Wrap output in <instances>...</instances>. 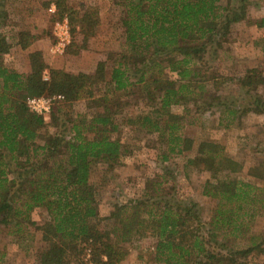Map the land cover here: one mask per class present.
<instances>
[{"label": "trees", "instance_id": "obj_1", "mask_svg": "<svg viewBox=\"0 0 264 264\" xmlns=\"http://www.w3.org/2000/svg\"><path fill=\"white\" fill-rule=\"evenodd\" d=\"M119 1L124 7L126 49L110 67L107 60H100L91 73L50 68L39 50L29 53L28 73L11 69L3 63L11 44L0 31V229L27 245L29 227L40 230L45 246L36 251V264H121L128 255L125 244L144 238L156 239L152 252L156 264H250L254 256L264 257V234L251 226L264 210V190L249 179L233 177L243 165L214 141L200 142L189 159L211 174L203 194L216 200V207L207 230L195 205L166 197L170 192L163 176L147 180L142 198L117 203L108 215H101L92 166L102 162L112 170L126 151L117 137L121 100L137 95L147 102L146 110L130 115L129 125L157 133L167 145L163 160L191 151L193 140L180 133L183 115L174 113L172 106L193 104L194 108L185 107L189 113L214 106L203 100L210 99L205 96L207 55L218 53L235 23L248 20L250 4V0H227L225 5L222 0ZM50 2L57 18L69 21L76 44L72 52L87 49L100 24L97 8L81 11L68 0L48 1L47 6ZM5 19L0 0V26ZM255 24L264 27V17ZM75 34L82 36L78 43ZM35 39L22 31L17 43L27 49ZM168 72L177 78L170 79ZM235 84L246 94L253 89L251 105L264 113L260 93L264 68L248 69ZM102 85L105 90L98 93ZM56 94L64 99L54 105L48 122L26 103L28 97ZM82 99L94 104L91 113L64 112ZM218 104L225 107L230 124L237 111ZM248 175L263 179L264 167H251ZM37 208L47 213L41 225L32 220ZM229 239L244 242L236 245ZM4 256L0 249V264Z\"/></svg>", "mask_w": 264, "mask_h": 264}, {"label": "rangeland", "instance_id": "obj_2", "mask_svg": "<svg viewBox=\"0 0 264 264\" xmlns=\"http://www.w3.org/2000/svg\"><path fill=\"white\" fill-rule=\"evenodd\" d=\"M48 1L53 0H4L6 19L0 26V31L11 44L10 52L3 57L5 66L20 73H26L30 67L29 49L17 46L18 34L22 31H29L36 36L32 45L42 49L45 62L50 68L70 73H91L100 60H107L110 67L118 54L126 49L122 24L124 7L119 0H68L69 5L81 11L88 6L97 8L100 24L96 35L90 37L87 49L73 53L76 44L71 40L64 54H51L49 49L54 41L53 24L61 19L57 18L55 11L49 10ZM226 2L227 0L221 1L222 5ZM248 16V20L232 26L229 39L215 56L211 55L212 52L207 55L204 71L208 86L205 96L210 99L203 97V100L211 101L214 106L201 112L191 109L190 113L185 112V107L194 108L193 104L172 106L174 113L183 115L180 133L193 140L194 148L191 151L163 160L161 156L167 150V145L160 141L157 133H148L129 125L130 115L146 110L147 102L137 95L121 100L125 104L116 114V122L120 124L117 137L121 139L126 151L120 164L115 165L112 170L108 169L110 165L107 163L98 162L92 166L91 181L97 192L102 216L108 215L117 203L142 198L147 180L163 176L166 178L164 188L170 192L166 197L195 205L204 222V229L207 230V222L216 207V200L203 194L204 185L211 174L189 163V159L196 155L200 142L205 140L221 144L228 156L243 165L241 173L234 174L233 177L249 179L264 190V178L255 179L248 175L251 167H264V113L256 112L251 105L253 89L246 94L247 90L235 84L237 77L245 74L248 69L264 68V27L255 24V21L264 17V0H250ZM81 39L80 34L76 35L75 43ZM168 77L176 79L177 75L168 72ZM101 90H105L103 85L97 92L100 93ZM260 93L264 94V91L261 90ZM215 96L219 99L213 101L211 98ZM29 98L31 97L26 100ZM219 102L226 103L227 109L237 111L230 124V117L228 119V115L223 114L225 107L219 105ZM93 107L91 100L82 99L67 107L64 112L73 115L84 111L91 113ZM49 119L50 116L45 121L48 122ZM46 128L53 131L52 127ZM46 128L42 130V135L46 133ZM42 141L40 138L38 143ZM46 219L47 213L41 208L32 213V220L38 225ZM251 226L254 232L264 234V210L254 218ZM29 228L30 245L26 242L19 244L6 228L0 229V249L5 252L1 264H36L35 253L45 243L40 230L33 226ZM228 241L236 245L244 242ZM155 242V238H144L133 244L126 243L128 255L121 264H156L152 253ZM250 262L264 264V257L254 256Z\"/></svg>", "mask_w": 264, "mask_h": 264}, {"label": "built area", "instance_id": "obj_3", "mask_svg": "<svg viewBox=\"0 0 264 264\" xmlns=\"http://www.w3.org/2000/svg\"><path fill=\"white\" fill-rule=\"evenodd\" d=\"M54 41L50 47V53L53 55H62L67 50L72 40L71 28L67 18L56 21L53 24ZM64 99L63 95H44L40 97H31L27 100L29 109L42 116L44 119L50 116L54 105Z\"/></svg>", "mask_w": 264, "mask_h": 264}, {"label": "crops", "instance_id": "obj_4", "mask_svg": "<svg viewBox=\"0 0 264 264\" xmlns=\"http://www.w3.org/2000/svg\"><path fill=\"white\" fill-rule=\"evenodd\" d=\"M50 11H55L56 10V8H55V5L52 3L51 5H50V9H49ZM18 44V43H17ZM16 44V45H17ZM32 45V44H31ZM34 45V44H33ZM33 45L32 46H29L27 49H29V53H31V52H33V51H36V50H39V51H41L42 52V49L41 48H34L33 47ZM18 47H20L21 48V46L18 44L17 45ZM32 47V48H31ZM22 49V48H21ZM26 49V50H27ZM43 53V52H42ZM30 66V65H29ZM29 70H30V67H29V69L26 71V73H28L29 72Z\"/></svg>", "mask_w": 264, "mask_h": 264}]
</instances>
